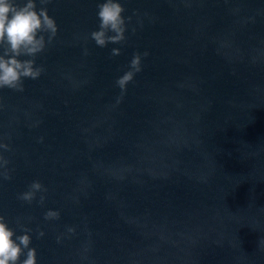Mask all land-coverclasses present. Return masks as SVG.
Returning <instances> with one entry per match:
<instances>
[{
    "label": "clouds",
    "instance_id": "obj_1",
    "mask_svg": "<svg viewBox=\"0 0 264 264\" xmlns=\"http://www.w3.org/2000/svg\"><path fill=\"white\" fill-rule=\"evenodd\" d=\"M50 0H39L41 5H46ZM125 9L119 0H103L98 5L99 30L91 33V38L99 47L107 44H120L126 39V20L122 16ZM130 19V18H129ZM58 27L54 18L48 15L46 7L37 11L36 0H26L23 5H18L15 0H0V88H9L23 91L24 78L38 79L43 67L35 66V56L44 51L47 33V43H51L57 35ZM109 33H113L109 35ZM87 54V52H86ZM120 54V49H112V55ZM147 56L148 53L143 54ZM27 56L30 59L21 60L19 57ZM129 71L125 72L116 81L117 86L123 92L126 86L141 71V54H134L130 61ZM3 147H7L4 145ZM0 160H3L0 157ZM7 163V161H3ZM5 178H8L5 176ZM38 191H46L39 181H33L30 190L20 195V199L31 202ZM41 202L44 197L41 196ZM59 213L48 211L45 219H57ZM25 230L24 235L13 239L14 231L0 216V264H18L20 256L27 249L26 258L20 264H36V250L30 248L31 238ZM72 231V229H69ZM43 236L44 233H39ZM18 241V242H17Z\"/></svg>",
    "mask_w": 264,
    "mask_h": 264
}]
</instances>
